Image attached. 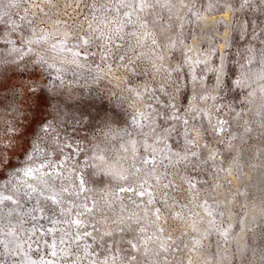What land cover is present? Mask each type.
<instances>
[{
  "label": "clouds",
  "instance_id": "clouds-1",
  "mask_svg": "<svg viewBox=\"0 0 264 264\" xmlns=\"http://www.w3.org/2000/svg\"><path fill=\"white\" fill-rule=\"evenodd\" d=\"M32 261L264 264V0H0V264Z\"/></svg>",
  "mask_w": 264,
  "mask_h": 264
},
{
  "label": "snow or ice",
  "instance_id": "snow-or-ice-1",
  "mask_svg": "<svg viewBox=\"0 0 264 264\" xmlns=\"http://www.w3.org/2000/svg\"><path fill=\"white\" fill-rule=\"evenodd\" d=\"M29 175H31V172H29ZM7 199H10V197H6ZM77 223H79V221H76ZM50 247H52L53 249H55L56 244L55 241L52 242V244L50 245ZM53 255H55V252H53ZM31 264H36L35 261H32ZM41 264H43V262H41Z\"/></svg>",
  "mask_w": 264,
  "mask_h": 264
},
{
  "label": "rangeland",
  "instance_id": "rangeland-1",
  "mask_svg": "<svg viewBox=\"0 0 264 264\" xmlns=\"http://www.w3.org/2000/svg\"><path fill=\"white\" fill-rule=\"evenodd\" d=\"M43 232V229H41V233Z\"/></svg>",
  "mask_w": 264,
  "mask_h": 264
}]
</instances>
